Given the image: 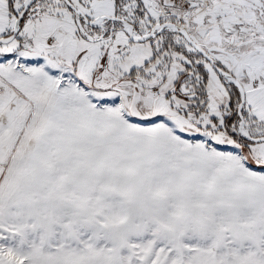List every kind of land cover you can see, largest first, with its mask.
<instances>
[{
    "label": "snow or ice",
    "instance_id": "snow-or-ice-1",
    "mask_svg": "<svg viewBox=\"0 0 264 264\" xmlns=\"http://www.w3.org/2000/svg\"><path fill=\"white\" fill-rule=\"evenodd\" d=\"M0 264H264V0H0Z\"/></svg>",
    "mask_w": 264,
    "mask_h": 264
}]
</instances>
